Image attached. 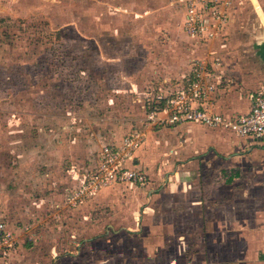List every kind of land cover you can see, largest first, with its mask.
<instances>
[{"label": "rangeland", "instance_id": "1", "mask_svg": "<svg viewBox=\"0 0 264 264\" xmlns=\"http://www.w3.org/2000/svg\"><path fill=\"white\" fill-rule=\"evenodd\" d=\"M178 1L0 0V264H264V155L237 142L248 159L229 161L146 121L222 50L185 36ZM233 2L254 30L251 1ZM236 25L228 51L248 50ZM133 130L146 182L81 193Z\"/></svg>", "mask_w": 264, "mask_h": 264}, {"label": "built area", "instance_id": "2", "mask_svg": "<svg viewBox=\"0 0 264 264\" xmlns=\"http://www.w3.org/2000/svg\"><path fill=\"white\" fill-rule=\"evenodd\" d=\"M179 1L183 13L180 27L187 37L210 46L226 38L225 28L235 8L233 0ZM213 51L215 54L211 53V60L208 57L196 59L182 86L157 96L150 105L152 110L146 121L151 127L193 123L224 130L238 138L264 142V88L251 95L250 107L244 113L234 115L213 109L212 95L218 85L213 67H219L221 62L219 54ZM144 139L145 134L133 130L118 141L102 145L96 169L84 180L81 193L86 189L94 193L125 182L143 185L146 174L134 162ZM2 227L0 223V231L4 230Z\"/></svg>", "mask_w": 264, "mask_h": 264}, {"label": "crops", "instance_id": "3", "mask_svg": "<svg viewBox=\"0 0 264 264\" xmlns=\"http://www.w3.org/2000/svg\"><path fill=\"white\" fill-rule=\"evenodd\" d=\"M250 1L254 6V10L256 11V14L258 16L257 18L259 20V23L256 24V28L254 30H247V28H245L241 23L243 22V19L241 18L239 12L235 13V10H237V8L235 7L233 11H231V18L225 28L226 38L221 42L218 41L214 43L215 47L222 49L220 51H216V53H218L221 57L219 67H213L216 75V82L218 84L220 83V85H217L216 89V91L218 90V96L216 94V91L212 95V104L213 109L219 112L235 115L248 111L251 104V94L253 92L255 93L256 91H259L261 88H264V11L262 10V7L259 4L258 0ZM182 15L183 13L181 11V19ZM233 15H235L234 18ZM232 21L237 24L236 26H238V28L240 29L239 32H241V34L243 33L247 35L245 36V38H247V46L245 48H248V50L237 51L232 49L228 51L229 47L234 48V46H236L239 41H243V39L239 40L236 36L231 35ZM245 31L247 32L245 33ZM189 39L193 42L195 41L191 38ZM202 45L203 46L201 47L210 48V45L208 44ZM212 52L214 51L210 49L206 52V54L202 52L197 53L196 56L199 57L202 54H205L202 58L208 57L211 60V56H213L211 55ZM219 76L221 77V82L217 81ZM196 126L198 125L193 123L179 124L176 126H172L171 128L163 127L164 129H161L160 132L163 133L164 131L179 129H182V131L184 130L185 132L188 131V134L189 132L192 133V137L198 138V140H202L201 143L204 147H214V149L219 152L218 154L222 155L224 159H226L225 155H227L229 161L232 160L233 162L237 161L236 159L238 158L240 162L248 159V156L242 155L240 153L238 155V158H234V156H232L233 149L231 150V147L233 148L234 144L237 142L244 144L247 147L246 149H248V147L252 148V152L246 153L247 155H249V157L255 154L260 156L264 155V142L257 143L252 140L238 137V140L231 142V139H233L234 136L232 133L226 132L224 130L210 128H208L210 130L203 131L201 129L195 128ZM140 150L141 148H139L135 154L137 161V157H140ZM222 152L227 153L224 155Z\"/></svg>", "mask_w": 264, "mask_h": 264}]
</instances>
